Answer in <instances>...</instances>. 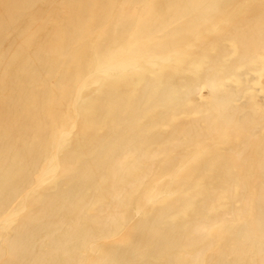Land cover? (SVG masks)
<instances>
[{"label": "rangeland", "instance_id": "obj_1", "mask_svg": "<svg viewBox=\"0 0 264 264\" xmlns=\"http://www.w3.org/2000/svg\"><path fill=\"white\" fill-rule=\"evenodd\" d=\"M73 1L78 4L73 15L75 21L86 23L88 27L80 36L71 35L69 50L60 54L54 62L50 61L51 57L47 52H56L52 40L69 22ZM91 1L96 4L100 0ZM101 1L108 2L111 7L108 13L102 15L81 7L82 0H0V129L3 132L7 131L4 137L7 139V148H21L27 143V138L30 142L39 137L29 129L30 124H38L37 116L32 118L34 115L31 114L30 118H27L26 114L31 113L30 109H23L24 111H20L22 114L19 115L17 108H8L12 100L17 102L25 96L29 100V96L37 94L39 97H31L30 102H36L35 104L40 106L44 104L47 94L51 97L48 98L51 104L56 103L55 100L60 98L61 92L67 91L69 100L62 103L59 99L58 102L64 112L61 123L68 122L71 114L75 113L73 105L76 103L78 89L86 80L91 82L90 93L87 92L86 95L96 99L102 91L104 92L102 88L105 87V83H110L113 79L106 76L103 83H99L100 80L92 81V77H96L102 69H97L95 63L89 68L86 66L91 61V53L95 48L102 53H106L109 49V57L114 52L116 54L114 60L126 66L113 67L108 73L114 77L136 79L134 81L136 84L142 83L146 75L153 78L156 73L160 75L162 69L170 70L176 63H185V67L180 72L175 76L172 74L174 81L170 89L162 83L152 87L145 85L147 87L145 102H154L152 103L154 107L146 112L147 115L151 114L155 121L160 120V116H163V121L170 120L164 125L159 121L156 123L153 129L156 139H144L142 136L140 141L146 143L140 147L142 153L136 154L135 150L130 148L122 149L119 154L108 155L110 161L115 159L117 163H126L128 167L131 166L136 170L150 169L149 174L141 180L130 177L123 180L122 177L126 176L120 173L121 184L124 186L129 184V190L135 189L133 198H140L145 187L152 186L154 182L161 189L168 184L171 185L177 178L186 181L184 183L190 186L189 188L195 184V186L200 185L198 184L200 180L182 176V170L189 164V160H194L191 165L196 168L201 167L208 174L210 171L207 168L210 167H212L211 172H214V168H224V173H229L224 163L233 159L238 160L237 154L256 142L258 135L256 130L264 136V118H262L264 74H261V78L260 70L245 74L247 70L243 68L244 66L234 69L233 76H230L232 72L230 74L229 71L227 72V67L239 61L237 55H240V40L259 39L255 30L261 25L264 26V0H193L188 2V6L182 11L165 7L164 0ZM6 2L13 5L10 13L6 12L11 9H5ZM167 4L169 6L168 2ZM144 25L150 28L144 29L139 34ZM252 32L253 35L248 37ZM60 35L63 37V34ZM215 41L221 44L220 49L218 44L214 46ZM159 48H163L159 55L160 60H156L158 62L154 64V55ZM230 48L237 49L234 50V55L227 54ZM254 49L253 53L258 55L259 59L264 58L262 49ZM201 51L208 52V56L206 54L208 58L204 60L203 57H196ZM77 54L85 55L84 60L77 58ZM138 61L145 62L146 68L135 70L134 64ZM107 65L112 63L108 62ZM127 66L130 68H126ZM142 70L148 72L145 71L140 75ZM23 74L30 77L28 88H23L21 85ZM166 93L170 94L169 106L165 102ZM84 94L85 92L82 96ZM139 95L140 92L134 88L122 94L123 98L131 100ZM30 102L29 106H31ZM110 102L112 100L106 99L101 103V106L108 107V112L111 111ZM218 103L222 108L219 112L214 111ZM223 120L230 123L226 122L223 125L224 132L217 133L219 125L221 126L219 121ZM141 123L143 120L140 121ZM209 130L211 131L203 134ZM69 132L71 131L68 129L67 133ZM76 132L77 128L74 127L71 134ZM245 133L247 134L244 136ZM52 134L53 130L48 135L47 144H50L48 142L52 140ZM242 135L244 137L238 139ZM126 143L130 142L127 140ZM219 146L222 148L218 159V155L213 154L212 151L219 149ZM160 148H164L167 153L154 159L149 158L145 153ZM51 151L46 155L41 172L47 169L54 156L55 151ZM163 157L173 159L169 169L159 168ZM211 160H216L215 164ZM252 180L255 181L254 177ZM34 184L26 190H20L17 204L23 199L25 192L35 187ZM226 184V189H229V185L230 187L235 185V180H228ZM243 185L251 191L249 184ZM87 190L91 192L90 189ZM164 191L167 193L166 190ZM216 194L218 195L219 191ZM225 195L227 196L224 197L223 194L220 196L216 208L207 206L205 212L197 215L198 224L195 227L190 226V222H181L183 218L178 219L173 216L167 225L164 222L160 224L161 227L166 226L170 232L177 235L175 240L173 239L176 247L171 246L170 250L160 256L146 254L140 261L137 259L141 253L140 249L131 247L128 256L118 260L117 264H262L261 260L264 257L260 252L263 242L260 235L249 238L252 233L249 223L236 222L237 216H243L247 210L253 209V198H249L247 206L243 204L244 200L240 199L238 191L229 189ZM128 196L131 198L130 193ZM52 199L56 201L57 197L53 196ZM184 200L186 202L188 199L184 198ZM97 203L98 205L91 204L89 209L83 211L84 221L93 220L96 207L104 204L99 201ZM181 208L177 210L180 211L177 215L186 218V209L181 210ZM129 212L128 214L124 211L120 215L121 218L118 216L109 220L111 224V229L107 233L109 237L90 238L81 245L88 248L85 251H78L79 254L85 255L82 264L94 263L104 248L108 250L117 246L125 248L128 245L126 240L133 239L134 235L154 236V231L145 233L148 228H154L152 224L145 223L139 226L140 217L135 215L132 209ZM19 219L20 216L15 215L11 223L1 225L0 264L13 262L7 251L11 248L15 223ZM176 224L180 228L176 229ZM159 230L164 231L161 228ZM229 235L235 240L227 244L229 241L225 238ZM59 236L60 234L55 235V237ZM188 242L194 244L197 242L198 249L194 251L193 247L187 244ZM42 247L45 248L46 245ZM45 249L47 250L48 247ZM74 261V253L60 257L62 264H71Z\"/></svg>", "mask_w": 264, "mask_h": 264}, {"label": "bare ground", "instance_id": "obj_2", "mask_svg": "<svg viewBox=\"0 0 264 264\" xmlns=\"http://www.w3.org/2000/svg\"><path fill=\"white\" fill-rule=\"evenodd\" d=\"M191 1L193 0H175L174 2L164 0L163 5L169 9L177 8L176 11H182L188 6V2ZM75 2H72L73 10L71 11L69 22L61 28L60 33L57 34L59 36L57 37L56 35L52 40L55 44L54 48H56V52H47L51 57L50 61L54 62L56 58H59L60 54L69 50V37L71 35L80 36L88 27L86 23L82 24V22L75 21L73 15L78 6ZM82 3L80 4L81 7L83 6L84 9L90 12H97L100 15L108 13L111 10L110 4L101 0L96 4L91 0H82ZM8 8L11 9L10 11L6 10V12L10 13L13 5L6 2L5 9ZM148 28L150 27L144 25L138 33L141 34V31ZM60 34H63V37H60ZM255 34L259 36V39L242 38L240 40V55H237L239 64L235 62L227 67V72L229 71V74L232 72L230 76H233L234 69L242 68L243 66L247 70L245 74L254 72L255 70L256 72L260 70V78L261 74H264V58L259 59L258 55L253 53L254 48H260L264 51V26L261 25L256 28ZM251 35H253V32L248 37ZM214 44L215 47L219 45L218 49H220L221 44L218 41H215ZM97 49L95 48L94 52L91 53V61L86 65L89 68L95 63L97 69H102L101 73L96 77H92V81L100 80L99 83H103V79L106 76L113 79L110 83H105V87L102 88L104 92L102 91L101 95L96 99L89 98L86 95L87 92L90 93L89 87L91 85V82L86 80L82 87L78 89L77 97L75 98L76 103L73 105L75 113L71 114L68 122L63 120L65 123H61L64 112L59 103L69 100L70 96L67 91L60 93V101L56 99V103L50 104L48 98L51 99V97L47 94L44 104L37 106L36 102H30L31 97L38 96L37 94H33V96H29V100L25 96L18 99L17 102L12 100L8 105V108H17L19 115L22 114L20 111H24L23 109H30L31 113L26 114V117L30 118L31 114L34 115L32 118L37 116L38 123L37 125L30 124V132L39 136L36 140H31L30 142L27 138V143L21 148L9 149L7 148V139L4 138L7 131L3 132L0 129V161L3 165L0 166V229L2 228L1 225L11 223L15 215L20 216V219L15 223L14 240L10 244L11 248L7 251L9 258L13 260L10 263L62 264L60 262L62 255L74 253L75 261L71 264H82L85 255L83 253L79 254L78 251H85L88 248L81 245L90 238L101 239L109 237L107 236V233L111 229L109 220L118 216L120 217L124 211L129 214V210L131 209L135 215L140 217L139 226H143L145 223L154 226V230L148 228L145 231L147 234L154 231V236L134 235L133 239L126 240L128 245L125 248L118 246L109 250L104 248L100 252L101 255L96 258V261L89 264H117L118 260L124 259V256H128L131 247L140 249L141 253L137 256L138 261L146 254L148 256H160L170 250L171 246L176 247L173 244V239L175 240V237H177L176 234L170 232L168 227H161V223L164 222L167 225L168 221L175 217L178 219L183 218L184 220L181 222H190V226L195 227L198 224L197 215L205 212L208 207L216 208L220 196L222 194L224 197L227 196L225 194L229 189L235 192L238 191L240 199L244 200V205L248 206L249 198H253V209L247 210L243 216H237L236 222L249 223V229L252 232L249 238H256V235H260L263 242L260 254L264 257L263 134H260L256 130L258 133L256 142H253L254 144L243 152H239L236 156L238 160L233 159L224 163L229 169V173L227 174L224 173V168H214V172H211L212 167L207 168L210 171L208 174L200 166V168H196L194 165H191L194 160H189V164L186 167L184 166L182 170V176L196 178L198 181H201L198 183L200 185L195 186V184L189 188L190 186L184 183L186 181H183L182 178H177L171 185L168 184L166 187L164 186V189H161L154 182L152 186L145 187L140 198H133L135 189L131 188L129 190V184L127 186L121 184L120 173L126 176L125 178L122 177L123 180L127 177L141 180V178L149 174L150 169L145 171L136 170L131 166L128 167L126 163H117L114 158V160L110 161L108 157L111 154H119L122 149L130 148L135 150L136 154L142 153L140 147L146 143L140 141L141 137L143 136L144 139L147 138L149 140L156 139V135L154 136L153 134L156 123L159 121L164 125L170 120L163 121V116H160V120L155 121L151 114L147 115L146 112L151 111L154 107L152 105L154 102H145V91H147L145 85L152 87L162 83L166 88L170 89L172 81H174L173 77L185 67V63H176L170 70L162 69L159 72L161 74L157 75L158 73H156L153 78L146 75L142 83L136 84L134 82L136 79L114 77L111 73H108L113 67L126 66V64L114 60L116 55L114 52L109 57V49H107L106 53H102ZM162 49L159 48L154 55V64L160 60L159 55ZM234 50L237 49L230 48L227 54L234 55ZM206 54L208 56V52L201 51L196 57H203L205 60L208 58ZM77 58L83 61L85 55L77 54ZM108 62H111L112 65H107ZM145 64V62L138 61L134 64V68L135 70L146 68ZM106 65L107 67L104 68ZM126 68L130 67L127 66ZM142 71L135 72H142L139 74L143 75L145 71ZM134 74L138 75L137 73ZM22 77V87L28 88L31 82L29 80L30 77L25 74ZM210 85L213 84L210 83ZM131 88L140 92L139 97L132 100L130 98H123L122 94H125ZM260 88L262 89L263 87L260 85ZM84 92L85 94L82 96ZM169 95L166 93L164 96L166 105L168 106L171 105ZM106 99L112 100L110 102V112H108V107L101 106V103ZM29 102L31 106L28 105ZM220 106L218 103L214 111L219 112L222 110ZM38 111L39 113H37ZM262 118H264V115ZM231 119L233 122V117ZM142 120L143 123L140 124ZM226 122L230 123L225 120L219 121L221 126L219 125L217 133L224 132L225 127L223 125ZM74 127L77 128V132L71 134ZM68 129L71 132L67 133ZM52 130V140L49 138L51 141L48 142L50 144H47L46 140ZM210 131L201 133L207 134ZM248 134L250 133L248 132ZM244 136H239L238 139ZM127 140L130 143H126ZM221 148L222 146H219V149L212 151L213 154L218 155V159L221 154ZM51 150L55 151L54 156L51 160L49 159L50 162L47 165V169L41 172V166L46 159V155ZM51 153L53 152L51 151ZM145 153L149 158L154 159L167 152L164 148H160L146 151ZM164 157L161 160L159 168L166 170L170 168L173 159H164ZM214 161L216 162V160H211L215 164ZM253 177L255 181L252 180ZM232 179L235 180V185L231 187L229 185V189H226V182ZM129 183L131 184L130 181ZM33 184L35 187L25 192L23 199L17 204L20 190H26ZM243 184H249L251 191L244 188ZM87 189H90L91 192H87ZM217 191H219L218 195L216 194ZM129 193L131 194V198L128 196ZM53 196L57 197L56 201L52 199ZM106 198L109 200L107 201ZM184 198L188 200L185 202ZM226 198L228 199V197ZM98 201L104 204L96 207L93 220L89 222L84 221L82 219L83 211L89 209V205L91 204L98 205ZM179 208L181 210L186 209V218L182 217V215H177L180 212L177 211ZM159 228L164 231H160ZM178 228L180 226L176 224V229ZM57 234H60V236L55 237ZM112 234L114 233L112 232ZM226 239L229 241L227 244L235 240L230 235L226 236ZM44 244L48 247L47 250L45 249L46 247H42ZM187 244H190L194 251L199 247L197 242L195 244L188 242ZM263 259L261 260L262 264ZM10 263L5 262L3 264Z\"/></svg>", "mask_w": 264, "mask_h": 264}]
</instances>
